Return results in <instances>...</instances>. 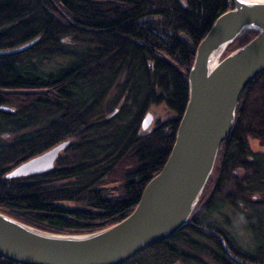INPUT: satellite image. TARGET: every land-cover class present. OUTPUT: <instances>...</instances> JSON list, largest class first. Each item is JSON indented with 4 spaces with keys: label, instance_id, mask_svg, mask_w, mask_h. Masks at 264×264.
<instances>
[{
    "label": "trees",
    "instance_id": "obj_1",
    "mask_svg": "<svg viewBox=\"0 0 264 264\" xmlns=\"http://www.w3.org/2000/svg\"><path fill=\"white\" fill-rule=\"evenodd\" d=\"M232 7L231 0H0V211L73 233L130 214L174 144L197 45ZM256 35L244 32L226 54ZM160 108L167 114L144 129ZM250 139L264 147V70L241 93L191 222L122 264H207L201 255L241 264L200 227L221 233L236 256L264 264V152ZM66 140L52 169L7 177ZM225 205L241 212L256 255L214 223ZM0 264L22 263L0 255Z\"/></svg>",
    "mask_w": 264,
    "mask_h": 264
},
{
    "label": "water",
    "instance_id": "obj_2",
    "mask_svg": "<svg viewBox=\"0 0 264 264\" xmlns=\"http://www.w3.org/2000/svg\"><path fill=\"white\" fill-rule=\"evenodd\" d=\"M196 48L188 74V99L175 141L161 169L145 185L134 210L92 232L42 229L0 211V255L22 264H122L172 237L191 222L213 175L221 143L231 132L241 93L264 70V0H231ZM257 35L226 54L244 32ZM26 44L12 51L24 49ZM149 112L143 128L153 121ZM70 141H62L11 170L7 177L48 171ZM227 253L241 264L218 231Z\"/></svg>",
    "mask_w": 264,
    "mask_h": 264
},
{
    "label": "rangeland",
    "instance_id": "obj_3",
    "mask_svg": "<svg viewBox=\"0 0 264 264\" xmlns=\"http://www.w3.org/2000/svg\"><path fill=\"white\" fill-rule=\"evenodd\" d=\"M161 110V111H159ZM162 112V114H167V112L160 108L158 110H153V116H158ZM250 146L254 151H262L264 152V147H262L258 140L250 139ZM73 207V203L68 204ZM215 220L214 223L218 225V227L227 234L232 243L241 251H246L251 255H256L257 253V243L255 239H253L249 228L244 220L241 212L237 210L235 207H231L229 205L222 206L218 212L213 214L212 216ZM201 258L206 261L207 264H216L210 257L207 255H201Z\"/></svg>",
    "mask_w": 264,
    "mask_h": 264
},
{
    "label": "bare ground",
    "instance_id": "obj_4",
    "mask_svg": "<svg viewBox=\"0 0 264 264\" xmlns=\"http://www.w3.org/2000/svg\"><path fill=\"white\" fill-rule=\"evenodd\" d=\"M221 234V233H220Z\"/></svg>",
    "mask_w": 264,
    "mask_h": 264
}]
</instances>
